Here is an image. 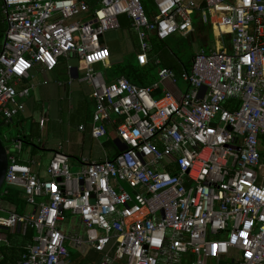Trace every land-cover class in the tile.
<instances>
[{
  "label": "built area",
  "instance_id": "built-area-1",
  "mask_svg": "<svg viewBox=\"0 0 264 264\" xmlns=\"http://www.w3.org/2000/svg\"><path fill=\"white\" fill-rule=\"evenodd\" d=\"M144 1L2 0L0 120L23 111L35 87L18 85L35 66L50 72L75 55L92 87L91 136L113 126L120 143L112 159L87 161L76 174L56 152L48 180L9 157L2 195L18 189L36 207L26 216L0 207V228L36 230L17 264H71L68 243L97 252L95 264H264V0H152L153 18ZM194 10L218 37L230 36L229 49H201L190 70L162 68L145 87L108 82L97 69L111 59L103 40L121 16L145 67L150 36L189 35ZM179 80L187 86L180 99L160 86ZM67 213L82 234L62 231Z\"/></svg>",
  "mask_w": 264,
  "mask_h": 264
},
{
  "label": "crops",
  "instance_id": "crops-1",
  "mask_svg": "<svg viewBox=\"0 0 264 264\" xmlns=\"http://www.w3.org/2000/svg\"><path fill=\"white\" fill-rule=\"evenodd\" d=\"M195 1L201 2L202 0ZM144 2L148 3V6H152L153 14L151 18H153L156 13L153 1L145 0ZM1 7L2 0H0V29H2L0 32V49L2 48L4 34L7 29V23ZM204 23L207 24L205 19ZM120 24L121 28L118 31L109 32L104 36L103 41L111 54L110 61L106 65L97 66V69L103 72L104 75L108 73L109 78L105 75L108 82L115 81V76L112 72L114 65L125 64L127 62L126 56L133 55L136 57L140 51L139 39L132 30L131 21L128 17L121 16ZM193 29L189 35L183 36L176 33L164 41L159 40L155 35L150 36L152 52L155 49L154 42L156 41L158 46L162 45L177 62L181 63V71H183L190 70L194 55L201 49L230 48V36L223 35L218 37V34L214 33L212 26L214 43H211L205 35L204 27L201 23L193 22ZM177 39L182 41L184 47L187 44L190 45L192 51H190L191 56L188 64H185L179 58L177 51L175 52L178 48L172 49L166 44V42H172V40ZM186 52L184 51V53ZM153 58L152 60H160L155 58V56ZM155 66L158 69V75L152 79L154 83L158 82L159 72L162 69L160 64H155ZM78 67L79 63L75 55L61 58L57 67L50 72L45 71L38 65L35 66L31 70L29 77L18 85L19 88L28 85L35 87L31 91V95L24 100L23 111L10 122L0 120L2 126L6 125L9 127L4 134L0 133L3 140L11 147L8 148L9 157H15L21 164L30 166L33 172L42 180L49 179L48 168L56 152L65 153L69 157L70 168L75 173H79L85 162L103 161L106 158L112 159L120 150V143L113 126L108 127L107 136L100 140H96L91 136L90 129L95 111V103L91 98L92 87L81 80L83 73L78 70ZM176 73L178 72L176 71ZM180 81L183 83V87L178 86V88H175L177 99H180L187 89L186 84L182 80L173 85H177ZM166 86H170V84L167 83ZM156 94L157 96L160 95V91ZM43 119L46 123L44 127H41L40 123ZM82 126H85L84 130L80 129ZM17 141L22 143L20 148L17 147ZM0 207L5 211H15L14 206L5 203H0ZM35 211L36 207L27 205V215L33 214ZM68 215L73 216L70 213L66 214L65 219L60 224L62 231L67 235L82 234L83 228L79 219L73 216L77 220V224H75L70 222ZM67 227L70 228L69 231ZM6 230L0 228V234L2 233L3 235ZM13 232L20 233V238L18 239L20 240L25 236L26 231L20 228ZM2 238L5 242H0V248L6 246L9 247V251L18 250L19 257H22L31 246H27V249H25L26 246H22V243H19L20 245H12L7 238ZM68 248L71 253V264H95L93 262H98L100 258L97 252L89 251L85 253V251L79 250L70 243H68ZM72 253L74 254L72 255ZM11 254L8 253L5 256L0 251V264H17L13 259H10Z\"/></svg>",
  "mask_w": 264,
  "mask_h": 264
},
{
  "label": "trees",
  "instance_id": "trees-1",
  "mask_svg": "<svg viewBox=\"0 0 264 264\" xmlns=\"http://www.w3.org/2000/svg\"><path fill=\"white\" fill-rule=\"evenodd\" d=\"M147 14L151 17L153 14V9L152 6H148V3L144 2ZM1 25V24H0ZM2 29H0V32ZM158 42H154V51L151 54V61L150 63L145 66L141 67L137 61V55L134 57L133 61H129L128 63L125 64H120V65H114L113 66V74L115 76V80L120 78V77H126L130 82L133 84H136L141 87L149 86L153 84V78L151 77V71L156 69L155 63L152 61L155 58L160 59L161 64L160 66L162 68H172L175 69L179 74L182 72V65L181 63L177 62L175 58L171 55L169 51H167L162 45H157ZM112 74V75H113ZM106 77L109 78L108 73H105ZM112 78H114L112 76ZM2 123V122H0ZM0 203H5L11 206L15 207V211L19 215H27L26 214V209H27V203L25 199H23L22 192L18 189L15 188H9L7 190V193L4 194L1 199ZM16 234V235H15ZM20 233L13 232L12 230H6V232L2 235L0 234L1 237L7 238L9 242H11L12 245H20L19 243H22V246H26L25 249H27V246L29 247L30 245L33 244V239L36 235V230L34 228H28L25 232V236L18 240ZM17 238V239H16ZM0 251L2 254L5 256L8 255V253H12L10 256V259H13L14 262H18L21 257L18 256V250H11L9 251V247L3 246L0 248ZM74 253H72L73 255ZM18 256V258H17ZM95 258V257H94ZM91 258V259H94ZM100 259V258H99ZM98 259V261H99Z\"/></svg>",
  "mask_w": 264,
  "mask_h": 264
},
{
  "label": "rangeland",
  "instance_id": "rangeland-1",
  "mask_svg": "<svg viewBox=\"0 0 264 264\" xmlns=\"http://www.w3.org/2000/svg\"><path fill=\"white\" fill-rule=\"evenodd\" d=\"M191 16H192V21L193 22H199L202 24V26L204 27V31H205V35L208 37L209 41H211V43H214L215 39H214V35L212 33V30H211V26L209 24H205L204 23V19H203V14H202V11L201 10H194L192 11L191 13ZM208 19H209V16H208ZM216 33L218 34V31L216 30ZM166 44L168 46H170L172 49H177L175 50V52L177 51V54H179V58L185 63V64H188L189 62V59H190V56H191V48H190V45L187 44L186 47H184V45L182 44V41L181 40H172V42H166ZM180 51V52H178ZM184 51H187L186 53H184ZM126 60L127 62L125 63H128L129 61H133L134 60V56L133 55H128L126 56ZM151 77L152 78H156L157 75H158V69H154L151 71ZM169 83L170 86H166V84ZM161 88H165L168 89L169 91L173 92L174 94H176L175 92V88H178V86H181L183 87V83L180 81L177 85H173L172 83L170 82H163L160 84ZM2 123H0V133L1 134H4L5 131H7L9 129L8 126L6 125H1ZM0 134V135H1ZM12 134V133H11ZM7 138V137H6ZM11 148V147H10ZM71 173L72 174H76L72 169H71ZM68 218L70 219V222H74L75 224H77V220L73 217V216H70L68 215ZM69 227H67V230L69 231Z\"/></svg>",
  "mask_w": 264,
  "mask_h": 264
},
{
  "label": "water",
  "instance_id": "water-1",
  "mask_svg": "<svg viewBox=\"0 0 264 264\" xmlns=\"http://www.w3.org/2000/svg\"><path fill=\"white\" fill-rule=\"evenodd\" d=\"M10 145L6 143L0 136V199L5 188V181L8 174V169L10 165L8 148Z\"/></svg>",
  "mask_w": 264,
  "mask_h": 264
},
{
  "label": "clouds",
  "instance_id": "clouds-1",
  "mask_svg": "<svg viewBox=\"0 0 264 264\" xmlns=\"http://www.w3.org/2000/svg\"><path fill=\"white\" fill-rule=\"evenodd\" d=\"M3 196V195H2Z\"/></svg>",
  "mask_w": 264,
  "mask_h": 264
}]
</instances>
